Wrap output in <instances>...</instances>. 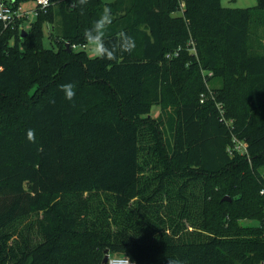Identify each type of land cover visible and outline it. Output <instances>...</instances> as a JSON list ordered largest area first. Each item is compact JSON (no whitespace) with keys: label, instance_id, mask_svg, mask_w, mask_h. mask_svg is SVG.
I'll return each mask as SVG.
<instances>
[{"label":"trees","instance_id":"1","mask_svg":"<svg viewBox=\"0 0 264 264\" xmlns=\"http://www.w3.org/2000/svg\"><path fill=\"white\" fill-rule=\"evenodd\" d=\"M105 8V45L135 44L113 60L76 49ZM26 19L0 20V264H264V0H50Z\"/></svg>","mask_w":264,"mask_h":264},{"label":"clouds","instance_id":"2","mask_svg":"<svg viewBox=\"0 0 264 264\" xmlns=\"http://www.w3.org/2000/svg\"><path fill=\"white\" fill-rule=\"evenodd\" d=\"M80 5L87 3V0H78ZM112 22L111 10L105 8L100 15L99 19L95 21L91 28L84 30V39L91 46L94 55L100 59L113 60L116 58V52H131L135 46L134 40L131 37H126V34L121 33L117 39V42L111 47L106 46L104 42V34L107 27ZM60 90L64 93L67 100H73L75 97V85L72 83H66L60 86ZM28 139L34 142L35 132L34 130H28ZM167 264H182L178 259H169Z\"/></svg>","mask_w":264,"mask_h":264},{"label":"rangeland","instance_id":"3","mask_svg":"<svg viewBox=\"0 0 264 264\" xmlns=\"http://www.w3.org/2000/svg\"><path fill=\"white\" fill-rule=\"evenodd\" d=\"M222 4L224 6H228V7H253L256 6L258 4V0H221ZM20 7L22 10H34L37 7V3L35 0H27L24 1L22 3H20ZM177 14H180V12H178ZM37 17L36 13L31 12L29 14V17H27V19L24 22V28L28 29L30 26V23L35 20ZM254 24H252V29H251V38H250V42L252 44L253 50L255 52H264V22L262 21H258V23L256 24L257 26H254ZM44 45L46 47H53V43L51 42L50 36H49V27L48 25L45 26L44 29ZM193 43V41H192ZM55 44V43H54ZM56 45V44H55ZM76 49H85L87 54L90 57H95L91 46L89 44H87L86 47H81L78 46L76 47ZM192 50L194 51V48H192ZM177 54H174V56ZM209 87H212L211 83H208ZM214 86L218 87L222 84V81L218 78H216L213 82ZM159 113V107L158 106H154L152 109L151 114L153 116L158 115ZM241 222L244 225H258L259 224V220L257 219H251V218H246L241 220Z\"/></svg>","mask_w":264,"mask_h":264},{"label":"built area","instance_id":"4","mask_svg":"<svg viewBox=\"0 0 264 264\" xmlns=\"http://www.w3.org/2000/svg\"><path fill=\"white\" fill-rule=\"evenodd\" d=\"M37 7L34 10H22L20 6H14L12 4H6L0 0V20L4 22L5 26L13 24L17 19L24 16L29 17L31 12L39 14L40 11H47L50 5V0H35ZM203 101V100H201ZM219 109V119L227 125L231 130L235 127L234 120L228 118L224 107L221 103H217ZM232 145L229 147V151L233 154L235 151L247 155L249 157V151L246 141L239 139L234 133ZM264 192V189L261 191ZM107 264H136V261L126 255H110L108 257Z\"/></svg>","mask_w":264,"mask_h":264},{"label":"water","instance_id":"5","mask_svg":"<svg viewBox=\"0 0 264 264\" xmlns=\"http://www.w3.org/2000/svg\"><path fill=\"white\" fill-rule=\"evenodd\" d=\"M25 32H26V31L24 30L22 36H24V33H25ZM66 47H67V48L70 47V43H69V42L66 43ZM224 199H230V198L226 196ZM108 257H109V253H108V251H106V254H105L104 259H103V261H104L105 263L108 261Z\"/></svg>","mask_w":264,"mask_h":264}]
</instances>
